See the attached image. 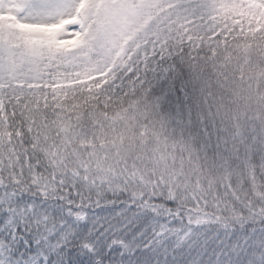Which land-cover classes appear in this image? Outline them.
<instances>
[{
  "label": "snow or ice",
  "instance_id": "1",
  "mask_svg": "<svg viewBox=\"0 0 264 264\" xmlns=\"http://www.w3.org/2000/svg\"><path fill=\"white\" fill-rule=\"evenodd\" d=\"M0 264H264V0H0Z\"/></svg>",
  "mask_w": 264,
  "mask_h": 264
}]
</instances>
